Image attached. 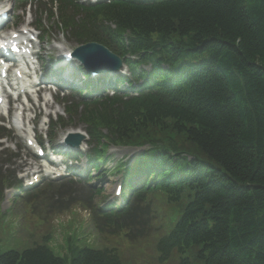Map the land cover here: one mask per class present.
Listing matches in <instances>:
<instances>
[{
  "label": "trees",
  "instance_id": "obj_1",
  "mask_svg": "<svg viewBox=\"0 0 264 264\" xmlns=\"http://www.w3.org/2000/svg\"><path fill=\"white\" fill-rule=\"evenodd\" d=\"M86 12L79 39L105 41L131 29L136 47L153 59L158 50L171 66L155 82L158 91L95 116L121 141L153 144L150 168L136 174L173 200L187 196L163 241L166 257L176 250L203 264H264V0H115ZM145 214L125 222L137 227ZM0 264L122 263L113 251L69 237L66 255L42 243L7 250Z\"/></svg>",
  "mask_w": 264,
  "mask_h": 264
},
{
  "label": "rangeland",
  "instance_id": "obj_2",
  "mask_svg": "<svg viewBox=\"0 0 264 264\" xmlns=\"http://www.w3.org/2000/svg\"><path fill=\"white\" fill-rule=\"evenodd\" d=\"M37 5L33 6V14L37 16V11H36ZM36 11V13L34 12ZM21 14V18L23 17H28V14H26L23 11L16 12ZM18 15V14H17ZM66 40L68 38L66 37ZM69 41V40H68ZM70 42V41H69ZM67 47H71V44L66 42L65 43ZM73 44V43H72ZM76 63V62H75ZM77 64V63H76ZM64 133L63 130L58 131V135L62 136ZM22 143V140H21ZM21 143L12 138L8 139L7 142L3 143L4 146H9L8 149L13 150L15 153L18 154V148L20 147ZM22 154V150L20 151ZM116 157H121L125 154H130L133 153V150H130V148H121L118 149V151H114ZM116 159V158H115ZM81 162H85V159L83 158ZM80 162V163H81ZM114 163H109L108 167H112ZM107 166V165H106ZM121 176L119 175H114L111 176L107 179L109 182L106 186V194L109 195V201L112 200V192L113 189L116 185V183L120 182ZM99 181L94 180V184L98 186ZM87 185L82 183L80 184V187H86ZM69 198V194H63L61 196L57 197L58 202L61 203H66L67 199ZM57 202V203H58ZM186 200L183 198L180 202H167L165 204V212H161L162 214L164 213V217L162 220V223L160 226H158V229L154 228L149 234V237L144 238L145 243L142 245H132L133 240H131L128 236L124 237V240L116 241V239H103L102 241L96 240L99 238V235L95 231V229L92 227L91 220L89 218V212L84 211V209L81 206H78V209H82L81 214L83 215L82 218L86 221L85 224V230L88 231L89 228L93 231V235L95 236L96 239H92L89 236H84L81 241L80 245L81 246H88L91 248H99V246L107 243H112L117 249L118 253L120 255L122 264H178L179 262V255L177 252H173L172 255L166 259L163 260L161 259V253L157 249V243L158 240L163 237V235H167L172 227L176 224L177 220L182 214V209L185 204ZM23 203V201H22ZM164 204L163 202H161ZM8 205H14V201L11 200ZM77 208V206H74L73 208H68L67 211L63 212L66 213L67 215L65 216H58L59 218H66L68 216H75L72 214V210ZM55 208H58V204L55 206ZM23 210V206H20L18 208V211ZM41 215H46V211L44 209H41L38 211ZM36 222L35 218L31 219H23L22 217H19L17 214V210L12 209L8 211L6 215H1L0 214V223H1V232L2 235L0 237V253L3 252L4 250L10 249V248H17V249H24L28 247L34 246V241L32 239H29L25 237L24 233L28 231L31 228V224ZM52 226H50V230L52 231ZM63 231V229H62ZM58 231L57 234L58 235ZM147 234V235H148ZM51 237V236H50ZM135 250V251H134ZM59 254H62L61 251H56ZM191 264H203L201 260H197L195 258H192Z\"/></svg>",
  "mask_w": 264,
  "mask_h": 264
},
{
  "label": "water",
  "instance_id": "obj_3",
  "mask_svg": "<svg viewBox=\"0 0 264 264\" xmlns=\"http://www.w3.org/2000/svg\"><path fill=\"white\" fill-rule=\"evenodd\" d=\"M83 49H86V50H89V51H94L95 52V55L98 57V58H101L102 55H104L106 53L105 50H103L101 48V46L97 45V44H90V45H87L85 47H83Z\"/></svg>",
  "mask_w": 264,
  "mask_h": 264
}]
</instances>
